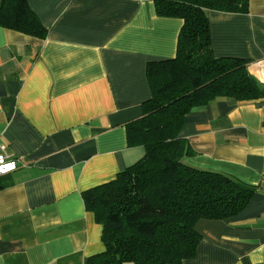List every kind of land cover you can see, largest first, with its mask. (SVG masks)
Here are the masks:
<instances>
[{"label": "crops", "instance_id": "obj_1", "mask_svg": "<svg viewBox=\"0 0 264 264\" xmlns=\"http://www.w3.org/2000/svg\"><path fill=\"white\" fill-rule=\"evenodd\" d=\"M155 1L28 0L45 38L0 26V142L19 160L0 176V264H87L104 249L83 192L145 153L126 124L150 97L146 64L175 55L182 25ZM207 16L213 53L249 60L264 85V0ZM179 136L183 163L257 186L238 214L196 221L184 264H264V97H217Z\"/></svg>", "mask_w": 264, "mask_h": 264}, {"label": "trees", "instance_id": "obj_2", "mask_svg": "<svg viewBox=\"0 0 264 264\" xmlns=\"http://www.w3.org/2000/svg\"><path fill=\"white\" fill-rule=\"evenodd\" d=\"M249 0H156L159 15L179 17L176 53L146 64L150 97L142 115L126 124L129 146L144 155L116 177L83 192L102 225L104 249L87 264H184L193 258L201 218H226L249 203L257 186L182 162L188 151L179 136L187 113L217 97L255 100L264 85L249 60L216 56L208 10L246 12ZM0 26L42 39L46 28L28 0H1Z\"/></svg>", "mask_w": 264, "mask_h": 264}, {"label": "built area", "instance_id": "obj_3", "mask_svg": "<svg viewBox=\"0 0 264 264\" xmlns=\"http://www.w3.org/2000/svg\"><path fill=\"white\" fill-rule=\"evenodd\" d=\"M18 161V158L12 157L8 154L6 144L0 142V176L9 174L16 170L18 167ZM9 165H11V167L5 171L4 167Z\"/></svg>", "mask_w": 264, "mask_h": 264}, {"label": "clouds", "instance_id": "obj_4", "mask_svg": "<svg viewBox=\"0 0 264 264\" xmlns=\"http://www.w3.org/2000/svg\"><path fill=\"white\" fill-rule=\"evenodd\" d=\"M8 168H9V167H6V166H5V167H4L5 171H7V170H8Z\"/></svg>", "mask_w": 264, "mask_h": 264}, {"label": "snow or ice", "instance_id": "obj_5", "mask_svg": "<svg viewBox=\"0 0 264 264\" xmlns=\"http://www.w3.org/2000/svg\"><path fill=\"white\" fill-rule=\"evenodd\" d=\"M6 167H11V165H9V166H6ZM5 170V169H4Z\"/></svg>", "mask_w": 264, "mask_h": 264}]
</instances>
